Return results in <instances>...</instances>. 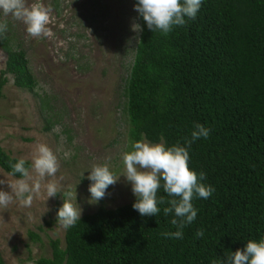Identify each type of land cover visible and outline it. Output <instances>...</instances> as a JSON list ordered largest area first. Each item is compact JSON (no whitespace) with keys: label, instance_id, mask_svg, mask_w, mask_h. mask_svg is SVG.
<instances>
[{"label":"trees","instance_id":"trees-1","mask_svg":"<svg viewBox=\"0 0 264 264\" xmlns=\"http://www.w3.org/2000/svg\"><path fill=\"white\" fill-rule=\"evenodd\" d=\"M138 23L124 84L130 145L143 139L184 146L196 124L207 127L209 137L188 147L189 168L203 171V183L214 192L207 200L193 199L197 217L184 227L183 239L162 236L176 227L172 214L163 213L169 197L159 190L165 203L156 217L133 210L135 198L116 209L100 207L65 230L63 247L51 240L50 256L35 264H215L264 237V0H203L195 20L166 35L149 31L140 18ZM0 49L6 55L0 100L10 81L36 95L44 131H50V105L36 94L25 52L3 34ZM16 161L0 147L5 174ZM197 230L202 237H195Z\"/></svg>","mask_w":264,"mask_h":264},{"label":"rangeland","instance_id":"rangeland-1","mask_svg":"<svg viewBox=\"0 0 264 264\" xmlns=\"http://www.w3.org/2000/svg\"><path fill=\"white\" fill-rule=\"evenodd\" d=\"M34 0H25L30 5ZM51 11V37H30L22 21L0 11L7 23L3 35L14 48L25 52L37 83V96L47 97L53 127L45 120L36 95L10 81L0 100V147L12 158L31 164L35 146L46 144L57 158L54 177H45L30 206L15 199L0 208V260L4 264H35L50 256L48 243L64 245L65 229L56 224L61 195L47 200L43 184L56 181L62 191H75L81 217L98 208L116 209L133 198L124 174L121 155L131 150L124 111V84L133 63L139 32L130 0H42ZM12 40V42H11ZM6 55L0 49V71ZM35 94V93H34ZM108 164L119 177L103 199L90 203L87 180L93 165ZM84 172V178L81 174ZM33 179H39L32 174ZM0 189L10 191L15 180L0 169ZM40 229V232L38 231ZM29 233L39 236L33 243Z\"/></svg>","mask_w":264,"mask_h":264},{"label":"clouds","instance_id":"clouds-1","mask_svg":"<svg viewBox=\"0 0 264 264\" xmlns=\"http://www.w3.org/2000/svg\"><path fill=\"white\" fill-rule=\"evenodd\" d=\"M203 0H134L133 10L142 19L151 32L159 31L166 35L173 26H184L189 20H195ZM0 11L4 15L11 14L22 21L30 37H51L48 27L52 23L51 11L45 7L42 0H34L26 5L25 0H0ZM133 32H139L140 25L133 23ZM8 30L7 23L0 22V34ZM210 130L196 124L191 132V138L184 146L179 144L166 146L162 141L152 143L141 139L132 144L130 151L121 155L125 178L131 186L134 196L133 210L142 217H156L160 212L158 205L165 203L164 196L158 197V191L169 197L167 207L163 209L165 216L172 214L170 223L176 227L174 232H164L162 236L168 239H183V229L193 223L197 217V209L193 206V199L207 200L214 188L203 181L206 174L197 173L189 168V151L191 143L200 138L207 139ZM11 171L8 175L18 178L14 184H8L10 191L0 189V208H5L15 199L23 206H30L33 194L40 191L41 181L45 177H54L57 170V158L51 149L43 143L35 146L31 164L26 167L23 158L10 163ZM87 180L90 181L88 192L90 203H98L104 198L110 185L117 182V177L108 164L93 165L87 170ZM39 179H33L32 174ZM84 178V172L81 179ZM0 180V185L4 184ZM44 191L49 198L61 195L62 204L57 209L56 224L65 230L80 222L82 209L76 202V192L62 191L59 184L50 180L43 184ZM203 236L202 230H197L196 238ZM215 264H264V237L259 240H248L243 248L235 252L228 251L223 259L218 258Z\"/></svg>","mask_w":264,"mask_h":264}]
</instances>
